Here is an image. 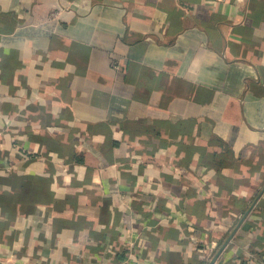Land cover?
<instances>
[{"label": "crops", "instance_id": "1", "mask_svg": "<svg viewBox=\"0 0 264 264\" xmlns=\"http://www.w3.org/2000/svg\"><path fill=\"white\" fill-rule=\"evenodd\" d=\"M0 264H264V0H0Z\"/></svg>", "mask_w": 264, "mask_h": 264}, {"label": "built area", "instance_id": "2", "mask_svg": "<svg viewBox=\"0 0 264 264\" xmlns=\"http://www.w3.org/2000/svg\"><path fill=\"white\" fill-rule=\"evenodd\" d=\"M60 9H53L51 10L47 15H46V19L47 20H52V19H55V18H58V16L60 15ZM216 259V258H215ZM214 259V260H215Z\"/></svg>", "mask_w": 264, "mask_h": 264}, {"label": "trees", "instance_id": "3", "mask_svg": "<svg viewBox=\"0 0 264 264\" xmlns=\"http://www.w3.org/2000/svg\"><path fill=\"white\" fill-rule=\"evenodd\" d=\"M261 209V208H260ZM241 217V214H239V216H238V218H240Z\"/></svg>", "mask_w": 264, "mask_h": 264}, {"label": "water", "instance_id": "4", "mask_svg": "<svg viewBox=\"0 0 264 264\" xmlns=\"http://www.w3.org/2000/svg\"><path fill=\"white\" fill-rule=\"evenodd\" d=\"M215 258H216V257H214V259H215ZM214 259H213V260H214Z\"/></svg>", "mask_w": 264, "mask_h": 264}]
</instances>
